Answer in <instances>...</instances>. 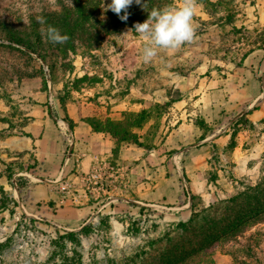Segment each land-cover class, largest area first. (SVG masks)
Returning <instances> with one entry per match:
<instances>
[{
	"label": "rangeland",
	"instance_id": "1",
	"mask_svg": "<svg viewBox=\"0 0 264 264\" xmlns=\"http://www.w3.org/2000/svg\"><path fill=\"white\" fill-rule=\"evenodd\" d=\"M81 3L90 25L73 37L56 26L55 41L50 22ZM109 3L0 0V264H121L188 223L183 213L191 219L264 176V0H195L193 39L148 63V41L135 24L113 25ZM84 94L99 106L90 119L136 121L132 141L110 135L119 154L86 173L66 111ZM43 106L61 121L44 137ZM125 146L142 149V166L116 162ZM154 173L169 179L159 203L138 197ZM239 242L216 255L264 264V224Z\"/></svg>",
	"mask_w": 264,
	"mask_h": 264
},
{
	"label": "trees",
	"instance_id": "2",
	"mask_svg": "<svg viewBox=\"0 0 264 264\" xmlns=\"http://www.w3.org/2000/svg\"><path fill=\"white\" fill-rule=\"evenodd\" d=\"M166 0H142V5L135 2L127 9V20H121L114 12L109 17L113 25L127 26L147 20L149 12L153 9H162L159 3ZM120 15H124L122 12ZM66 20L59 23L50 22L51 29L56 26L66 28L72 32H80L87 22V9L83 3L78 4L76 15L66 14ZM56 31V30H55ZM73 43V40H71ZM35 53L33 47H26ZM19 52V50H18ZM128 116V115H127ZM137 118L140 115L136 116ZM132 120L115 122L106 120L101 122L88 119V123L95 132L110 134L117 142L132 141L133 134L130 130L135 127L136 121ZM73 124V122H71ZM72 127V126H71ZM120 148L113 149V155L119 154ZM26 178H18L17 185L21 189L26 183ZM264 224V176L255 186H247L243 191L225 201L204 209L200 213L193 214L188 223H181L175 232L168 233L161 238L149 240L146 245L135 255L126 258L121 264H216L215 255L224 251L228 245L237 243L245 238L247 233L257 226ZM60 237L61 240L68 239ZM75 236V235H74ZM247 243L252 241V236L247 238ZM247 250L252 253V247L247 244ZM234 258V254L227 252ZM256 264H261L256 259Z\"/></svg>",
	"mask_w": 264,
	"mask_h": 264
},
{
	"label": "crops",
	"instance_id": "3",
	"mask_svg": "<svg viewBox=\"0 0 264 264\" xmlns=\"http://www.w3.org/2000/svg\"><path fill=\"white\" fill-rule=\"evenodd\" d=\"M50 96H52L50 94ZM82 102L74 108V106L68 107L66 109L70 119L73 121L74 125L72 128H69L71 135H73L75 140L76 153H73V156L82 157L81 159V172H88L89 168H91L94 161L99 162L106 158H110L112 156L113 151V140L110 134L107 133H98L95 132L90 124L88 123V119L99 117L97 112L99 111V106L94 105L93 101L87 98V94L81 95ZM53 116L49 115L48 106L42 107V116L38 121L41 131L40 135L43 137L47 134L52 133L53 126ZM58 123V120H55ZM37 122V123H38ZM32 127V128H31ZM28 133H32L33 137L36 136L35 131L33 130V126L29 127ZM64 139V137H61ZM141 148H133L129 146H125L121 149L119 159L116 161L119 165H123V167H130L132 164L140 167L143 165L144 160L141 158ZM78 152H80L78 154ZM39 159V158H38ZM131 160H134L139 163H131ZM140 160H142L140 162ZM157 173L150 175L149 177L152 179L151 183H146V186H141L139 193L141 199H149L148 201L158 203L161 199V186L164 182L169 179H161L158 178ZM179 182L177 186L178 194L181 195V191H184V187L182 186V182L180 180V175L175 174L172 179H175ZM176 209V208H170ZM181 210L184 208H180ZM183 218L181 221L188 222L190 219V214L188 212L183 213ZM216 264H231V257L227 254H219L215 256Z\"/></svg>",
	"mask_w": 264,
	"mask_h": 264
},
{
	"label": "clouds",
	"instance_id": "4",
	"mask_svg": "<svg viewBox=\"0 0 264 264\" xmlns=\"http://www.w3.org/2000/svg\"><path fill=\"white\" fill-rule=\"evenodd\" d=\"M133 2L145 9L146 2L142 3V0H111V3L104 5L103 8L105 11L114 12L121 20H127V9ZM195 7V0H182L179 5H170L162 9L153 8L146 21L134 25V31L148 41L143 49L145 63L157 55L158 49H177L193 39L192 19ZM122 12L124 15H120ZM51 31L54 33L53 39L62 42L63 37L54 29Z\"/></svg>",
	"mask_w": 264,
	"mask_h": 264
},
{
	"label": "built area",
	"instance_id": "5",
	"mask_svg": "<svg viewBox=\"0 0 264 264\" xmlns=\"http://www.w3.org/2000/svg\"><path fill=\"white\" fill-rule=\"evenodd\" d=\"M58 122H61L60 120H58Z\"/></svg>",
	"mask_w": 264,
	"mask_h": 264
}]
</instances>
